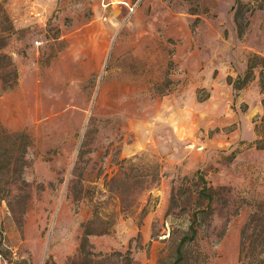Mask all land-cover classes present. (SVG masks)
Returning a JSON list of instances; mask_svg holds the SVG:
<instances>
[{"label":"rangeland","instance_id":"obj_1","mask_svg":"<svg viewBox=\"0 0 264 264\" xmlns=\"http://www.w3.org/2000/svg\"><path fill=\"white\" fill-rule=\"evenodd\" d=\"M259 6L0 0V264H239L264 228Z\"/></svg>","mask_w":264,"mask_h":264},{"label":"trees","instance_id":"obj_2","mask_svg":"<svg viewBox=\"0 0 264 264\" xmlns=\"http://www.w3.org/2000/svg\"><path fill=\"white\" fill-rule=\"evenodd\" d=\"M260 9L264 7H258ZM240 9L235 11L238 15ZM198 178L202 180V177L198 175ZM197 197L206 201V205L209 206L210 202L214 200V194L210 186L205 185L202 181L201 187L196 189ZM244 226L240 231V243L238 249V261L239 264H264V228L252 227L249 231Z\"/></svg>","mask_w":264,"mask_h":264}]
</instances>
